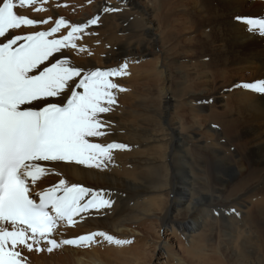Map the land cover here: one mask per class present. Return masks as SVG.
Instances as JSON below:
<instances>
[{
	"label": "bare ground",
	"instance_id": "1",
	"mask_svg": "<svg viewBox=\"0 0 264 264\" xmlns=\"http://www.w3.org/2000/svg\"><path fill=\"white\" fill-rule=\"evenodd\" d=\"M16 3L17 14L37 23L10 35L50 31L64 20L50 37L59 38L69 25L95 18L77 47L63 49L57 58L82 72L126 65L124 75L111 78L118 87L111 111L101 116L107 134L89 139L127 147L112 150L99 169L74 161L40 162L46 171L31 183V192L38 193L69 177L111 202L54 227L49 239L57 243L72 229L102 227L118 234L102 248L71 249V264H136L138 252L124 240L134 231L126 225L147 216L158 230L171 224L173 235L189 244L186 252L202 262L210 254L214 264H223L221 256L231 264H264V96L239 86L264 79V38L234 22L236 16H264V0ZM154 45L158 56L134 65ZM173 51L176 63L170 62ZM162 191L164 201L145 196Z\"/></svg>",
	"mask_w": 264,
	"mask_h": 264
},
{
	"label": "snow or ice",
	"instance_id": "2",
	"mask_svg": "<svg viewBox=\"0 0 264 264\" xmlns=\"http://www.w3.org/2000/svg\"><path fill=\"white\" fill-rule=\"evenodd\" d=\"M30 2L18 0L20 6ZM16 7V0H0V38L6 40L0 42V264H23L18 246L31 250L41 240L55 246L49 234L58 221L72 223L90 209L110 206L102 191L69 185L64 179L38 192V199L32 198L31 183L46 171L40 162L74 161L99 169L111 160L112 150L127 147L89 139L107 134L101 116L111 111L116 102L113 90L118 87L111 78L124 75L126 65L82 72L56 56L69 46L75 49L80 34L96 25L97 19L71 24L59 38L50 37L64 20H58L50 31L10 35L12 30L37 23L17 14ZM234 22L243 23L249 35L264 38V16H236ZM45 62L47 66L41 68ZM239 86L264 96V79ZM96 235L113 239L96 232L63 243L75 245Z\"/></svg>",
	"mask_w": 264,
	"mask_h": 264
},
{
	"label": "rangeland",
	"instance_id": "3",
	"mask_svg": "<svg viewBox=\"0 0 264 264\" xmlns=\"http://www.w3.org/2000/svg\"><path fill=\"white\" fill-rule=\"evenodd\" d=\"M131 40H137V38L135 39L132 38ZM170 42L172 43V41ZM152 50L154 52L150 50L148 54L139 56L138 58H134V65L137 64L136 66H138V63L139 64L143 63L145 62V60L146 61L152 60V58L158 56L160 51L159 46L154 45ZM176 55L177 53L173 51L169 56L171 63L173 62L176 63L174 57ZM174 72H175L174 68L170 66L169 73L174 75ZM160 85L161 84L158 83V86ZM170 87L174 89V80L172 81V84H170ZM67 178H68L67 179L68 184L69 185L73 184L71 182L72 179L69 177ZM163 190H166V188H164ZM162 192L164 196L163 195L159 196L158 193H145L147 195L145 194L144 195L145 196L150 195L151 197H154V199H158L160 197V199L164 201L166 195L164 194V191ZM152 217L147 216L139 219L134 223L126 225L128 228L133 229L134 231L133 234H127V235L123 234V235L125 236L124 240L126 241V245L128 243V248L130 247L134 249L135 253L138 252V260L136 264H214V261L216 260L213 259V257H211L210 254L206 255L205 260L207 261L202 262L201 260H198L195 257H193L191 254L187 253L186 249H184L183 247H187L189 246V244L186 243L184 240H182L179 234L173 235V233L170 230L171 224L165 226L167 224L163 223L162 225H160L161 227L159 231L157 222ZM188 222L191 223L190 220H188ZM58 227L59 226H57L56 228ZM52 231L54 232V230ZM53 232L49 234V237L53 236ZM79 232H80L79 229L78 230L76 229L75 231H73V229L69 230L64 240L71 239L74 237H79L84 234L96 233V232H104L107 235L113 237V239L118 235L102 227L92 230H86V232L84 231H81V233ZM44 241L45 240L43 241L41 240L39 244H33L31 250H29L26 246H18V249L21 250V254L23 257V264H30L29 261L27 262V260H30L31 262L34 261V263H40V264H63V258L65 257L66 259H68L66 260V263L68 262V264H71V262L69 261V254H71L73 249L74 250L77 249V251H80L78 249H90L91 247L102 248L105 247V245L109 242V240L99 235H96L91 241L79 242L75 245L65 244L63 243L62 240V242L60 241L59 243L56 244V246H48L46 241L45 242ZM161 245L163 248H161ZM180 245L182 246V248ZM50 248L51 251H49ZM128 248L123 246L122 250L124 252H127ZM163 249L166 250L164 251ZM169 250L170 251L172 250V253ZM162 255L164 256V258H161ZM31 259L34 260L32 261ZM220 260L223 264L232 263V261H230L228 257L221 256Z\"/></svg>",
	"mask_w": 264,
	"mask_h": 264
}]
</instances>
